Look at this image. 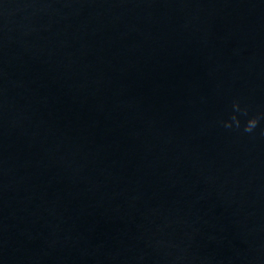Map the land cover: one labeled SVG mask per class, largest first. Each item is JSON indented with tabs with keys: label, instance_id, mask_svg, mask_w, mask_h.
<instances>
[{
	"label": "water",
	"instance_id": "1",
	"mask_svg": "<svg viewBox=\"0 0 264 264\" xmlns=\"http://www.w3.org/2000/svg\"><path fill=\"white\" fill-rule=\"evenodd\" d=\"M0 264H264V0H0Z\"/></svg>",
	"mask_w": 264,
	"mask_h": 264
},
{
	"label": "clouds",
	"instance_id": "2",
	"mask_svg": "<svg viewBox=\"0 0 264 264\" xmlns=\"http://www.w3.org/2000/svg\"><path fill=\"white\" fill-rule=\"evenodd\" d=\"M236 108H239V105H235ZM258 124V119H251L248 122V126L246 127L245 131L251 132ZM230 126V125H229Z\"/></svg>",
	"mask_w": 264,
	"mask_h": 264
}]
</instances>
